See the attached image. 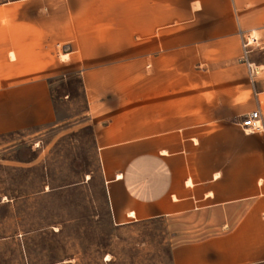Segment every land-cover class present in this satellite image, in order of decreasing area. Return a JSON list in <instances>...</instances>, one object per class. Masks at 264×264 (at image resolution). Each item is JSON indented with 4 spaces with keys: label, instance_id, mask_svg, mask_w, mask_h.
I'll use <instances>...</instances> for the list:
<instances>
[{
    "label": "crops",
    "instance_id": "0c3cea01",
    "mask_svg": "<svg viewBox=\"0 0 264 264\" xmlns=\"http://www.w3.org/2000/svg\"><path fill=\"white\" fill-rule=\"evenodd\" d=\"M1 5L0 133L53 121L51 80L79 73L121 216L245 204L230 230L177 244L172 258L264 262V133L241 125L262 108L264 81L240 62V30H264V0ZM255 63L264 69V59Z\"/></svg>",
    "mask_w": 264,
    "mask_h": 264
},
{
    "label": "rangeland",
    "instance_id": "374dc122",
    "mask_svg": "<svg viewBox=\"0 0 264 264\" xmlns=\"http://www.w3.org/2000/svg\"><path fill=\"white\" fill-rule=\"evenodd\" d=\"M257 34L261 44L249 53L253 64L264 59V30ZM59 53L68 58L61 46ZM242 58L243 49L245 63ZM259 66L255 77L264 81ZM243 71L247 77V67ZM51 90L53 121L0 133V264H174L175 245L222 234L238 221L245 204L227 212L121 216L88 118L83 78H54Z\"/></svg>",
    "mask_w": 264,
    "mask_h": 264
},
{
    "label": "built area",
    "instance_id": "2783aa9c",
    "mask_svg": "<svg viewBox=\"0 0 264 264\" xmlns=\"http://www.w3.org/2000/svg\"><path fill=\"white\" fill-rule=\"evenodd\" d=\"M242 36V47H243V60L247 63L250 68V73L252 76L255 75L254 64L249 59V53L251 52L250 47L252 45L259 46L261 42L257 34V31L251 30L250 32H245L240 30ZM241 125L243 130L247 133H264V122H263V112L262 108L258 107L249 113L243 115Z\"/></svg>",
    "mask_w": 264,
    "mask_h": 264
},
{
    "label": "bare ground",
    "instance_id": "6f19581e",
    "mask_svg": "<svg viewBox=\"0 0 264 264\" xmlns=\"http://www.w3.org/2000/svg\"><path fill=\"white\" fill-rule=\"evenodd\" d=\"M67 57V54H65V58ZM254 68L258 71V67H256L255 65H254ZM256 71V72H257ZM122 176V174L121 173H119L118 174V177L120 178ZM129 216H131V217H135L136 216V212L134 211V210H130L129 211Z\"/></svg>",
    "mask_w": 264,
    "mask_h": 264
}]
</instances>
